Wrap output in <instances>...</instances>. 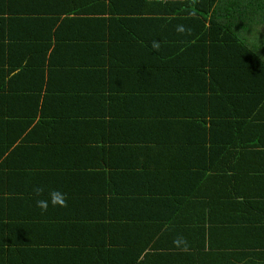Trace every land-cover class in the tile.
<instances>
[{
  "label": "crops",
  "instance_id": "obj_1",
  "mask_svg": "<svg viewBox=\"0 0 264 264\" xmlns=\"http://www.w3.org/2000/svg\"><path fill=\"white\" fill-rule=\"evenodd\" d=\"M207 3L201 0L200 7H185L177 15L154 8V20L136 26L112 21L126 14L112 15L109 0H0V30L7 39L6 58L10 61L7 71L0 72L1 260L70 264L74 260L69 256L99 259L105 253L103 248L131 246L138 236L127 229L144 224L146 231L139 236L146 237L145 253L197 255L196 250L201 249L213 255L215 264L221 258L225 264H264V108L258 111L248 95L241 94L248 101L245 131L247 138L253 136L256 155L244 150L238 173L242 187L232 186L222 203L218 202L223 194L218 183L211 178L200 181V173L207 170L204 166L185 177L176 174L178 178L169 180L167 191L162 186L151 188L150 182H132L126 187L127 179L122 176H131L139 164L156 166L159 150L143 146L147 150L135 151L137 146L130 140L181 139L185 122L201 112L198 104L202 103L195 97L211 87L221 60L236 67H254L250 76L259 83L254 99L264 105L263 54L252 41L257 39L245 38L255 45H251L255 56H248L250 60L244 54H234L235 59L229 60V52L216 44V39H204L213 28L211 23L203 25L199 16V9ZM226 4L221 7L230 12ZM263 9L259 3L257 10ZM177 25L191 28V35L177 33ZM137 28L141 39L154 38L175 62L138 49L142 42L138 44L134 34L126 31ZM258 31L263 43L264 24ZM146 43L144 40L143 46ZM188 45L193 47L189 53ZM256 58L260 64L255 63ZM11 62L16 63L14 71ZM184 69H191L189 77L177 79ZM185 87L197 90L193 101ZM171 98L181 102H171ZM31 105H35L34 115L29 114ZM39 108L49 116L42 122L46 124H41ZM126 147H132L131 151ZM189 151H196L193 144ZM167 155L178 158L172 150ZM162 165L160 162L159 167ZM103 175L114 177L110 188L127 195L128 190L136 192L129 195L132 205L125 211L123 206L110 213L117 224L112 234L115 238L105 236L98 227L100 205L92 207L88 202L92 189L109 188ZM35 186L45 189L43 198L53 189L62 191L67 207L50 204L47 212H42L35 205ZM193 191L205 195L207 203L194 197ZM236 191L239 197H234ZM249 203L254 208L243 212L239 206ZM212 206L213 211L209 209ZM121 222L128 227L123 228ZM190 222L192 227L186 224ZM183 226L185 233L179 231ZM177 235L187 238V252L172 246ZM85 260L77 258L78 262ZM209 264H213L211 260Z\"/></svg>",
  "mask_w": 264,
  "mask_h": 264
},
{
  "label": "trees",
  "instance_id": "obj_2",
  "mask_svg": "<svg viewBox=\"0 0 264 264\" xmlns=\"http://www.w3.org/2000/svg\"><path fill=\"white\" fill-rule=\"evenodd\" d=\"M123 1L129 2V4H125ZM225 1H227L226 5H230V12H225L226 8L221 7L224 6ZM109 2L112 15H119V13L123 15L126 14L123 19L122 17L119 19H114L113 17L112 21L120 23L133 22L136 26L140 25L143 21L154 20L152 17L154 14H152L151 9L158 7L165 8L169 9V13L177 15L183 13L185 7L192 6L191 0L168 2L160 0H109ZM259 3L264 6V0H208L206 6L199 9V16L202 24L206 26L211 23L212 26L210 24L209 26L213 27L210 28L208 36L204 39H216V44L219 42L220 46L224 47L225 51L229 52V60L235 59L232 56L234 54H244L246 59H248L247 57L250 55L255 56L254 52L250 50L251 45L254 47L255 45L248 44L245 38L249 37L250 39H257V41H252L257 45L261 54H263V58L261 59L262 62L264 60V40L263 43L258 40L260 38L263 39L261 31H258V27L264 24V9L263 12L257 10V5ZM195 5L200 7L202 5L201 0H197ZM5 6H7V3ZM123 6H126L127 9L123 10ZM220 7L222 8L221 10ZM211 12L213 14L212 16H210ZM155 20L159 23L167 22V20ZM0 21L3 22V19L0 18ZM195 21H199L198 18H196ZM126 31L134 34L135 41L138 44L142 42L138 49H140V47L144 49V51L148 49L152 55H157L167 62H175L171 55H165L161 49V45L159 49L154 50L151 48V42L156 41L154 38H152L151 41H148V38L145 37H142L141 39L138 33V28L127 29ZM1 34H3L2 30H0V35ZM6 40L5 34H3L0 37V72H6L7 70L5 69L7 68L8 63L10 64V61L6 58ZM144 40L147 41L145 46H143ZM185 49L186 52L189 53L193 50V47L188 45ZM233 50L237 52L232 53ZM255 63L260 64L259 59L256 58ZM12 64L13 67L11 68V71H14L16 63ZM20 65H22V62L18 63V66ZM216 67L217 73L213 74V84H211V87L203 89L199 93L200 95L198 94L195 97L196 101L202 103L198 104V109L201 110V112L195 116H191V118H193L192 121L185 122L186 126H183L184 134L181 135V139L166 142L158 140L150 141L146 139L130 140L131 144L137 146L134 149L135 151L143 152L147 150V148L152 151H159L155 157L156 166L139 164L136 166L135 171L131 176L128 174L122 175L127 179L128 183L126 187L132 182L136 184L141 183V185L149 184L150 182L152 185L150 186L151 188L162 186L165 191H167L169 180L178 178L174 177L176 174L185 177L192 171L197 170L198 167L204 166L207 170L200 173V181L205 178H211L212 182L216 181L218 183L223 190L222 196L218 197L219 203H222L221 200L223 199V196L232 186L241 189V180H243V178L239 176L238 173L240 170V163H242L243 155L245 153L244 150H256L254 147L255 143L252 141V134H249V137L247 138V133L245 131V125L248 123V117L245 113L248 101H245V97L241 94L244 93L248 95L250 103L252 101L253 106L260 112H262L261 108L262 106L264 108V105H261L257 99H254L255 90L257 91L259 85V83L254 80V77L250 76L253 73L254 67L252 68L248 65L236 67L234 63L225 60H221ZM261 70L263 71L264 79V65L261 67ZM190 72L191 69L190 71L184 69L180 73H177L176 78L185 80L189 77ZM2 80H4V78ZM185 90L188 98L193 101V95L197 90L188 89L186 87ZM2 92L3 90L0 88V93ZM6 96V93L4 96L2 95L4 104H6ZM170 101L181 102V100L178 101L174 98H171ZM31 113L32 115L35 114V105H31L29 114ZM39 113L41 124H46L42 122H46L49 119V116L44 114L40 108ZM33 121L34 119L31 120L32 123ZM141 128L143 127H138L136 129ZM166 129L171 130L169 127ZM192 144L196 151H189V146H192ZM143 146H147V148ZM132 147H126V150L131 151ZM170 150L175 152L178 155V158L171 159L170 156L167 155V152ZM252 154L255 157L256 151L252 152ZM201 155L203 156L204 163L202 162ZM1 160L2 159H0V163ZM177 160L178 163L176 166ZM169 161H171V163ZM160 162L163 163L162 168L159 167ZM103 178L106 180L109 188H103V190L92 189L89 192V198L91 200H88V202L89 206L92 207L100 205L102 214L100 216V221L97 222L99 223L98 227L103 230L105 236H110L114 234L117 227V224H114L113 222L115 217L110 215V213L123 206V210L125 211L127 207L132 205L130 196L134 195L136 192L133 191V189L128 190L127 193L130 196L121 193V191L110 188L111 185L115 184L113 176L103 175ZM205 183L208 185L209 180H205ZM194 194V197L207 203L208 199L205 195L199 192H194ZM239 196L240 195H238L236 191L234 197ZM244 196L250 199L249 196ZM212 198L215 200V197ZM229 205L232 206L233 204ZM239 207L243 212H249L254 208V204L249 203ZM186 209L188 208H182V211ZM209 209L212 210L214 208L212 206ZM121 223L123 224V228L128 227L126 222ZM186 224L192 227L191 222ZM145 227L146 226L142 224L141 226L130 227L127 229L130 231L135 230L132 234L138 236V239L135 242H132V245L128 248L124 247L122 244L117 245V248L109 247V250L103 248L102 253H105L99 256V259H93L89 256H69V258H71L70 260H74L70 261V264H88V262H96L97 264H192V261L195 262L193 264H209L210 260L215 264L213 255L204 254L205 252L201 249L196 250L198 253L197 255L183 253L150 254L143 252V244L146 243V237L139 235L146 231ZM180 229L181 230L179 231H182V233L187 231L185 226ZM192 232L195 231L192 230ZM202 248L205 249V247ZM139 249L141 252H139ZM79 257L85 258L86 260L78 262L77 258ZM218 260V264L226 263L222 258L221 260ZM0 263L10 264L1 260V258Z\"/></svg>",
  "mask_w": 264,
  "mask_h": 264
},
{
  "label": "clouds",
  "instance_id": "obj_3",
  "mask_svg": "<svg viewBox=\"0 0 264 264\" xmlns=\"http://www.w3.org/2000/svg\"><path fill=\"white\" fill-rule=\"evenodd\" d=\"M187 1V0H186ZM197 0H191L192 5H195ZM175 31L179 34L191 35V28H187L184 25H177ZM160 43L157 41L151 42L152 49H159ZM45 189L42 186H35L32 189L33 196L36 197L35 205L42 212H47L49 205L53 207H67V196L60 190L53 189L48 192L47 198H43ZM172 246L181 252H187L190 248L189 242L183 235H177L172 240Z\"/></svg>",
  "mask_w": 264,
  "mask_h": 264
},
{
  "label": "built area",
  "instance_id": "obj_4",
  "mask_svg": "<svg viewBox=\"0 0 264 264\" xmlns=\"http://www.w3.org/2000/svg\"><path fill=\"white\" fill-rule=\"evenodd\" d=\"M160 1H166V2H168V1H186V0H160Z\"/></svg>",
  "mask_w": 264,
  "mask_h": 264
}]
</instances>
